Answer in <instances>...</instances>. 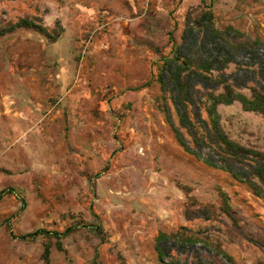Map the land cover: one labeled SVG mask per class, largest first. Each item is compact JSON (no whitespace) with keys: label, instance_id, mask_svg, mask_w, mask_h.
<instances>
[{"label":"rangeland","instance_id":"1","mask_svg":"<svg viewBox=\"0 0 264 264\" xmlns=\"http://www.w3.org/2000/svg\"><path fill=\"white\" fill-rule=\"evenodd\" d=\"M207 11L264 42V0H0V264H160L156 246L174 264H264V201L187 154L166 118L165 60L200 42ZM22 20L43 30L2 34ZM217 113L264 151L260 114Z\"/></svg>","mask_w":264,"mask_h":264},{"label":"trees","instance_id":"2","mask_svg":"<svg viewBox=\"0 0 264 264\" xmlns=\"http://www.w3.org/2000/svg\"><path fill=\"white\" fill-rule=\"evenodd\" d=\"M196 26L206 31L200 42L187 55L181 57L175 53L174 58L165 60V65L170 64L167 71L168 89L165 92L174 109L177 124L172 121L167 103L166 118L176 142L187 154L207 167L223 171L234 180L246 184L254 196L264 201V151L244 147L230 140L220 126L217 113L218 106L238 102L243 111L258 113L264 119V42L257 38L241 39V35L232 28L223 32L216 30L209 11L201 16ZM16 28L43 30L28 20H22L3 30L2 34ZM230 32L232 38L228 37ZM239 54L242 58L237 60ZM230 64L235 70L226 74ZM193 78L204 79L210 88L190 90L188 83ZM199 96H203L202 101ZM201 107L205 110L207 120L200 115ZM96 229L101 230L100 226ZM40 233L43 232L25 235L21 239L33 240ZM170 237L180 244L194 240L181 238L178 234ZM167 239V236L159 235L156 245ZM156 252L160 264H174L169 250L156 246ZM221 253L225 264H235L230 256ZM47 256L48 248L45 249L44 258Z\"/></svg>","mask_w":264,"mask_h":264},{"label":"crops","instance_id":"3","mask_svg":"<svg viewBox=\"0 0 264 264\" xmlns=\"http://www.w3.org/2000/svg\"><path fill=\"white\" fill-rule=\"evenodd\" d=\"M128 1V0H127ZM129 1H131V0H129ZM133 1V0H132Z\"/></svg>","mask_w":264,"mask_h":264},{"label":"built area","instance_id":"4","mask_svg":"<svg viewBox=\"0 0 264 264\" xmlns=\"http://www.w3.org/2000/svg\"><path fill=\"white\" fill-rule=\"evenodd\" d=\"M149 0H147V2H148Z\"/></svg>","mask_w":264,"mask_h":264}]
</instances>
